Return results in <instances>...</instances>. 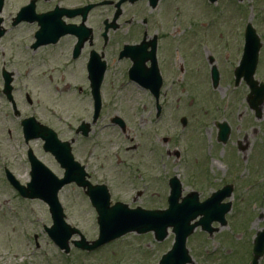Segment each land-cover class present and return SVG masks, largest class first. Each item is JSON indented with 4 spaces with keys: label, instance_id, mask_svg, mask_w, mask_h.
<instances>
[{
    "label": "flooded vegetation",
    "instance_id": "af4514ba",
    "mask_svg": "<svg viewBox=\"0 0 264 264\" xmlns=\"http://www.w3.org/2000/svg\"><path fill=\"white\" fill-rule=\"evenodd\" d=\"M174 1L2 0L0 5V153H2L1 160L7 163L8 158L5 155L11 153L7 150L8 148H12L14 153L20 152L21 164L27 170V181L24 183L20 181L17 175L20 166V163H18L19 157L14 155V163L8 162L9 165H2L1 182L15 190L8 180L7 173H9L18 181L20 186L26 187L32 181V173L35 170H41L43 167L47 168L56 178L62 179L66 165L73 164L74 161L82 166L86 174V181L91 183L92 174L89 173L88 167L94 157L95 136L98 137L100 135L102 137L105 132H110L109 129L111 128L118 129L123 135L127 132V126H124L122 130L118 125L117 120L121 119L124 121L120 115H109L111 111L113 113L122 111L119 106L121 100H129L128 96H131L133 92L142 94L144 97L147 96L151 99V103L149 105L135 104L133 110L145 112L148 109L147 106L150 107L153 105L155 114L152 121L154 124L160 123L164 119L165 112L169 111V109L175 111L180 108L178 105L180 99L177 98L174 101L173 98L177 95L188 93L191 87V63L193 61L195 63L197 62L193 60L190 41H187L190 49L186 50V46L184 45L185 37L176 40L169 36L168 28H172L171 18L175 13L178 14L180 11V7L175 8L172 6ZM228 2L233 1L228 0ZM206 3L210 4V6ZM201 5L203 8H209L214 3H210L208 0H201ZM219 10L216 11L217 16L222 15V9ZM252 21H254V16H252ZM218 24L219 22L217 24L214 23L213 27L209 26V29L204 35L208 34V39H210V34L213 35L211 31H217L219 38H222V35L225 37L226 42H224V45L226 47H232L231 40L233 43L235 41L237 54L239 50L241 54L244 26H241V33L238 34V31L234 30L235 28L230 27L233 25L232 23L224 26L225 30L223 31H218ZM188 26H192V24H188ZM205 26L202 25L200 28L205 30L207 28ZM198 37L200 38V34H198ZM234 37L235 40L233 39ZM238 40L240 44H238ZM200 41H202V37ZM228 41L229 45L227 43ZM127 46L134 47V49L126 50L125 48ZM263 48L264 41L262 40L258 64L253 75L254 78L258 72L264 70V68H260V64L264 62ZM180 54L184 60H187L186 63L181 62ZM169 56H171L172 60L169 59ZM208 64L210 67L208 72L209 82L211 84L210 91L219 93L221 90L220 71L214 65L213 58L211 64L209 61ZM238 65L239 61L232 71L230 86L233 91L240 84H243L248 89V93L243 100L248 109L253 112L254 118L260 120L264 101L260 105H257V111L254 108H250L248 95L251 90L243 76L237 78L236 71ZM213 66L217 69V78L213 77ZM204 70L205 68L201 66V73L198 75V79L202 81V79L206 78L207 82L206 74L204 76L203 73ZM196 72H198V69ZM69 77L80 78L85 81V94L89 101V111L88 119L86 121L82 120L74 130H71L70 126L67 125V131L71 134V137L67 138L61 127L59 128L46 122L44 118L46 117V113L49 114L53 110L52 106H54V104L46 105L45 103V97L48 92L47 88L56 98L61 97L63 92L67 91V87L63 86H65V78ZM98 77L102 79L99 87L101 104L95 116L90 79ZM107 78L112 81L105 86ZM114 79L115 83L113 82ZM211 79L214 80L213 83H211ZM159 83L160 86L158 88L152 86V84L156 85ZM197 86H202V84L198 83V85L195 84L193 87ZM81 88V85L77 86L75 89L76 93L81 94ZM127 89L129 92L124 96V92ZM108 92L110 93V98L105 100ZM166 97H170L172 102L166 101ZM182 102L184 104V100ZM185 115L190 117L187 114H183L179 118V129L180 131L182 129L184 132L190 125ZM28 119L30 120L28 121ZM83 122L88 125L87 137L83 135L85 127L84 129H80ZM197 122L198 125H201L198 126L199 131H202V129L208 131V127L203 126L202 119L195 121V123ZM216 123L227 124L228 139L226 143H223L222 140L217 142L219 131ZM185 124V128H182ZM211 125L216 129L213 138L214 146L216 149H220L219 147L222 146L224 148L231 141L232 127L226 120L221 122L213 120ZM8 126H11L12 129H9ZM46 127L55 133L60 142L70 145L72 159L69 163L60 157H54L48 153L45 142L47 132L44 130ZM97 127H99V132L96 134L95 129ZM16 131L19 133V139L14 141L16 145L13 144L10 146L12 133ZM5 132L7 133V137L4 135ZM175 137L176 134L165 137L163 143L174 140L176 144L178 139H175ZM78 139L90 140V144L83 151V156L79 155L81 151L74 152ZM258 143L264 144L261 141ZM258 143L256 145L252 144L250 149H248L250 144L247 143H245V146L239 143L236 148L229 146L226 157H232L231 160L240 158L245 166L244 169L240 166L231 169L228 173L231 181L229 184L218 187L219 185H216L213 179V176L215 177L216 174H210L209 176L210 167H206V169L204 167V173L201 177L203 184L199 187L205 188L210 193L207 196H203L206 191H201L203 195L197 190H191L185 193L183 183L181 182L182 196L185 197L191 193H195L196 200L204 202L212 194L221 192V204L230 203L232 208H234L237 200L239 205L244 202L249 203V206L252 207H256L258 204L264 205V147L258 152L260 150V147H258L260 144ZM138 148L139 145L137 144V147L133 148V146H130L124 152L131 154L138 151ZM221 150L225 153V149ZM242 151L243 153L245 151L244 155H242ZM230 153H234L235 156H229L228 154ZM60 154L65 155L63 149H60ZM139 155V160L142 163L139 165H142L141 168H145V172L148 169L150 170L151 166L154 168L155 166L159 167L161 164V154L159 152L152 150L153 164L150 167L143 162L144 156L142 154ZM114 156L116 155L114 154ZM255 156L257 157L254 160ZM176 157L178 158V155ZM258 157L260 159L256 161ZM252 160L256 161L255 164ZM240 169H242L241 172H239ZM248 169H250V172H256V178L254 179L255 185L251 183V174L246 171ZM72 170L78 173L77 169L73 168ZM139 172L143 173L142 171ZM140 173L137 172L138 175ZM245 173L246 177L242 179V175ZM130 174L132 173L128 175ZM238 176L239 180L237 178ZM170 178L166 181L168 191ZM156 180H158V176L152 175L150 181L146 182V187L135 193L136 197L144 198L146 196L145 192L150 188V184L152 187ZM184 180L185 178L182 181L184 182ZM156 185L158 184L156 183ZM69 186L78 189L74 184H68L66 187ZM241 194H245L246 197L240 198ZM16 196L22 201L30 215H34V212L31 210L32 205L37 204L39 206L41 204L45 207V211L49 216L48 208L44 202L21 198L18 192H16ZM153 197L152 193L151 198ZM238 218V216L227 218V223L229 224L230 222L232 225L229 228L230 231L226 230L222 236L219 235V248L208 251L206 248L200 249V252L195 256H192L188 249L189 261L182 264H252L254 259L253 248L246 250L247 252L242 256L237 252L242 249L239 250L236 246L228 244V241L233 242V238L235 239L239 235L237 231ZM243 220L246 221V217H243ZM213 227L215 231L212 236L215 238L221 232L220 230L224 228L218 224H214ZM199 234L207 236L204 232H199ZM168 237L172 242L171 235ZM33 239L35 248L38 249L40 245L37 243V236H34ZM170 246L162 253L156 252L157 262L155 264H159L162 256L169 251ZM231 246L234 248H231ZM223 248H227L228 250L223 253ZM73 251L78 250L70 248L69 254L65 256L68 257ZM1 262L3 260L0 258ZM2 264L15 263L5 262ZM257 264H264V253L258 258Z\"/></svg>",
    "mask_w": 264,
    "mask_h": 264
},
{
    "label": "rangeland",
    "instance_id": "374dc122",
    "mask_svg": "<svg viewBox=\"0 0 264 264\" xmlns=\"http://www.w3.org/2000/svg\"><path fill=\"white\" fill-rule=\"evenodd\" d=\"M180 2L181 4H179ZM206 4L210 6V4ZM251 5H253L252 8ZM172 6L175 8L180 7V11L178 14L175 13L171 18L172 28H168L169 36L176 40L185 37L184 45L186 46V50L191 48L193 60L197 62L193 61L191 63V87L188 93L177 95L173 98L174 101L177 98L180 99L178 104L180 108L175 111L172 109L166 111L164 119L158 124H154L152 121L155 114L153 105L147 106L149 110L147 109L145 112L133 110L135 104L149 105L151 99L147 96L144 97L142 94L133 92L131 96H128L130 101L121 100L119 106L122 111L115 113L111 111L109 115H120L126 123L127 132L123 135L118 129L111 128L109 129L110 132H105L102 137L100 135L98 137L95 136L94 157L88 167L89 173L92 174V184H106L109 187L112 202L120 201L127 204L130 208H165V198L168 195L166 181L173 175H177L180 178L185 193L191 190L206 191L204 195L201 193L203 196H207L210 191L208 192L205 188L199 187L203 184L201 177L204 173V167L205 169L206 167H210L209 176L210 174H216L215 177L213 176V179L216 185H219L218 187L229 184L231 181L228 173L231 169L234 167L238 168L239 166L242 169L245 167L240 158L231 160L232 157H226L229 146L236 148L239 143L242 146H245V143H247L250 144L248 148L250 149L252 144L256 145L259 141L264 142V105L262 107L261 119L256 120L253 112L248 109L243 100L248 93V89L243 84H240L233 91L230 86L232 71L237 66L241 56L240 50L237 54L235 41L233 43L231 40L233 46H229L228 48V46L224 45V42H226L225 37L222 35V38H219L217 31H211L213 35L210 34V39H208V34L204 35L209 26L213 27L214 23L217 24L219 22L218 31L225 30L224 26L232 23L233 25L230 27L235 28L234 30H237L238 34L241 33V26L251 23L260 41H264V0L244 1L243 5L228 2V0H218V2L209 8H203L201 0H175ZM219 9H222V15L217 16L216 11H220ZM252 16H254V21H252ZM218 18L220 19L219 21ZM188 24H192V26H188ZM202 25H206L205 27L207 28L202 30L200 28ZM237 25L238 27L236 28ZM198 34H200V38L202 37V41L200 42ZM233 39L235 40V37ZM187 41H190V48L187 45ZM227 43L229 45V41ZM238 44H240L239 40ZM182 57L180 54L181 62L186 63L187 60H184ZM210 57L213 58L214 65L219 69L221 74V90L219 93L210 91L211 84L208 77L210 68L208 60ZM169 59L172 60L171 56H169ZM201 66L205 68L203 73L204 76L206 74L207 82L206 78L202 79V81L198 79V75L201 73ZM260 68H264V62L260 64ZM197 69L198 72H196ZM255 79L264 82V70L258 72ZM111 81L107 78L105 86ZM113 82L115 83V79ZM84 83L85 81L80 78H65V86L63 87H67V91L63 92L62 96L58 98L49 92L47 88L48 92L45 97V103L46 105L54 104V106H52L53 110L49 114L46 113L44 119L52 125L61 127L67 138L71 137V134L67 131V125L70 126L71 130H74L82 120L86 121L88 119L89 101L85 94ZM198 83H201L202 86L193 87L195 84L198 85ZM80 85L82 86V93L78 94L75 89ZM128 92V89L125 90L124 96ZM109 98L110 93L108 92L105 100ZM166 101L172 102V99L166 97ZM183 114L190 116L185 115L188 122H190L185 132L179 129V118ZM194 115H196L195 118ZM199 119H202L203 126L208 127V131H204L203 129L202 131L198 130V126L201 125H198V122L195 123V121ZM213 120L218 122L228 121L232 127V132L231 141L224 148L222 146L219 147L220 149H216L214 146L211 150L208 149L210 155L214 157V162H210V156H207L205 151L209 145V138L211 137L213 140L215 136L216 129L211 125ZM8 128L12 129L11 126H8ZM98 132L99 127L95 129V133L97 134ZM172 134H176L175 139H178L177 143L175 144L174 140L163 143V139L172 136ZM4 135L7 137L6 132ZM17 139H19V133L16 131L12 133L10 146L16 145L14 141H17ZM89 144L90 140L78 139L74 152L81 151L79 155L83 156V151H85ZM137 144L139 145L138 151L131 154L124 152L130 146H133V148L137 147ZM258 144H260L258 145L260 147L258 152H260L264 144ZM221 149H225V153ZM7 150L11 152L5 155L8 158V162H15L14 155L19 157L18 163H20V166L17 175L20 181L24 183L27 181V170L21 164L20 152L14 153L12 148H8ZM152 150L161 154V164L159 167L155 166L153 168L151 166L153 164ZM244 153L242 151V155ZM139 154L144 156L143 162L147 166L152 167L147 172H145V168H141L142 165H139L142 164L141 160H139ZM176 155H178V158ZM228 155L235 156L234 153ZM256 157H254V160ZM1 158L2 153H0V175L2 174V165H9L8 162H3ZM259 159L260 157L256 161ZM256 161L252 160L254 164ZM130 169L131 171H129ZM246 171L251 174V183L255 185L256 172H250V169ZM129 173L132 174L128 175ZM151 174L157 175L158 180L154 182L152 187L149 183L150 188L145 192L146 196L144 198H137L135 193L146 187V182L150 181L152 177ZM245 177L246 173L242 175V179H245ZM237 178L239 180V176ZM152 193L153 198H151ZM59 197L67 212V223L79 229L86 240L92 241L96 239V214L83 191L69 186L64 188ZM242 197H246V195L241 194L240 198ZM235 207H239L246 214V221L252 217L246 234L244 236H236L235 239L233 238V242L228 241V244L236 246L239 250L242 249L237 252L244 256L247 252L246 250L249 249L251 237L253 238L255 232L264 225V205L258 204L254 212H252L249 209V203L244 202L239 205L237 200ZM31 210L34 212V215L28 213L22 201L17 198L15 190L0 181V258L3 260L0 264L5 262L15 264H155L157 262L156 252L162 253L171 245L170 238L162 243H156L152 235L137 236L130 234L119 242L111 243L88 257H84L83 253L79 251H73L66 257L51 243L44 232L43 226L47 228L51 226V221L45 211V207L41 204L39 206L35 204L32 205ZM238 221L240 220L238 219ZM220 231L213 240H207L208 242L203 241L199 232L193 234L192 239L190 238V241L188 240L187 242L190 254L195 256L200 252V249L204 248L207 251L219 248V235L222 236L226 230ZM34 236H37V243L40 245L38 249L35 248ZM73 239L77 238L74 237ZM233 246L231 248H234ZM223 249V253L228 250L227 248Z\"/></svg>",
    "mask_w": 264,
    "mask_h": 264
},
{
    "label": "water",
    "instance_id": "95a60500",
    "mask_svg": "<svg viewBox=\"0 0 264 264\" xmlns=\"http://www.w3.org/2000/svg\"><path fill=\"white\" fill-rule=\"evenodd\" d=\"M247 42L246 49H249V51L246 50L245 52L241 68L238 70L239 72H237V78L243 76L246 83L252 88L253 94H255L253 103L256 102L252 106L256 107V105H260L263 102L264 91L257 88L256 83L252 81L259 44L258 38L251 29L249 33H247ZM99 81L100 80H97V78H92V86H96V95ZM152 86L158 88L160 83L156 85L152 84ZM76 178L77 177H75V179ZM48 179H50V175L47 176L46 180ZM69 181H71V179H69ZM76 182L79 186L88 188L86 194L90 197L99 216V238L90 246V249L97 248L129 232L142 234L153 231L156 240L162 241L166 237V229L168 227H173L175 244L173 245L172 251L163 258V264H182L187 261L184 248L185 240L192 232L194 226H196H189L190 220L194 219L196 216L202 215L204 218L200 222L206 226L210 224L212 217H222L224 213L227 212V208L224 207V209L211 202L193 207L191 210L186 205H173L171 203L169 210L165 212H147L140 209L129 210L126 206L120 204H116L112 208H109L108 194L104 188H90L86 183H82L81 179L76 180ZM56 185L60 188L61 182L59 184L56 183ZM58 188L53 186L51 189L50 187L45 189L40 180H35L32 185H29L28 190L21 191V194L24 197L41 198L47 202L51 207L54 221V226L48 231V234L56 245L60 248H66V243L74 231L70 230L62 221L60 209L56 201ZM258 235L257 242L259 248L262 249L264 245V233Z\"/></svg>",
    "mask_w": 264,
    "mask_h": 264
}]
</instances>
